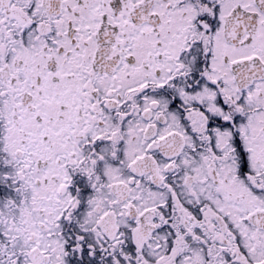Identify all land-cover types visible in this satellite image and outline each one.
Wrapping results in <instances>:
<instances>
[{
	"label": "snow or ice",
	"instance_id": "snow-or-ice-1",
	"mask_svg": "<svg viewBox=\"0 0 264 264\" xmlns=\"http://www.w3.org/2000/svg\"><path fill=\"white\" fill-rule=\"evenodd\" d=\"M0 264H264V0H0Z\"/></svg>",
	"mask_w": 264,
	"mask_h": 264
}]
</instances>
